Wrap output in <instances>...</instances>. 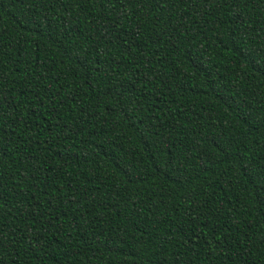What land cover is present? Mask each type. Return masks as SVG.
<instances>
[{"label":"trees","instance_id":"1","mask_svg":"<svg viewBox=\"0 0 264 264\" xmlns=\"http://www.w3.org/2000/svg\"><path fill=\"white\" fill-rule=\"evenodd\" d=\"M0 264H264V0H0Z\"/></svg>","mask_w":264,"mask_h":264}]
</instances>
